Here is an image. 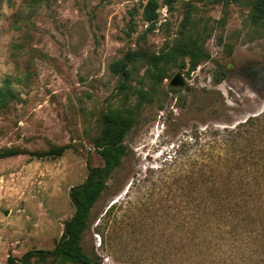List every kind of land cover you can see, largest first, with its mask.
Masks as SVG:
<instances>
[{"label": "rangeland", "instance_id": "rangeland-1", "mask_svg": "<svg viewBox=\"0 0 264 264\" xmlns=\"http://www.w3.org/2000/svg\"><path fill=\"white\" fill-rule=\"evenodd\" d=\"M145 1L0 0V89L8 82L14 93L0 109V148L68 146L56 158L0 159V264L59 241L74 212L69 189L101 165L92 140L108 108L131 110L135 123L82 237L83 250L101 264H181L178 256L194 248L192 226L203 214L195 205L204 191L264 188V119L240 127L264 112V27L249 20V0L226 7L175 0L171 9L158 0L156 29L148 33ZM183 25L209 34L210 60L189 75L171 64L169 78L154 86L137 62L128 84L153 98L124 102L109 65L128 51L159 53ZM176 74L184 87L169 86ZM245 130L238 146L214 143Z\"/></svg>", "mask_w": 264, "mask_h": 264}, {"label": "trees", "instance_id": "trees-1", "mask_svg": "<svg viewBox=\"0 0 264 264\" xmlns=\"http://www.w3.org/2000/svg\"><path fill=\"white\" fill-rule=\"evenodd\" d=\"M175 0H165V5L171 9ZM204 2L208 4H221L229 6L240 3L239 0H188ZM248 9L249 20L259 27H264V0H249L245 2ZM158 0H146L142 5V18L147 24L145 33L154 31L158 21ZM184 20L190 23L187 13ZM129 36L134 31L133 15H130L126 25ZM191 27L184 25L177 32V38L168 44L159 53L146 54L143 52H126L124 56L109 65L113 75H117L119 83L117 89L124 102L129 95L136 96V105L150 101L153 96L142 88L134 89L128 84L136 69L137 62L146 64L145 75L154 85L160 84L169 78L165 68L174 65L180 72L189 75L205 61L210 60V53L206 48L209 34L201 35L193 31ZM217 43V42H216ZM213 82L219 83L222 78H214ZM5 83L0 89V109L5 108L14 93ZM261 118L246 120L240 127L254 129ZM135 123V117L131 110L120 108H108L101 113L99 118V133L93 138L92 144L101 165L89 167L84 181L69 189L68 197L74 208L72 216L64 222L59 241L51 250H29L20 258L9 256L6 264H101V260L87 254L82 248V237L89 225L90 212L94 204L106 189V183L112 173L121 164L127 155L124 138ZM249 130L236 131L231 139H218L214 143L218 145L238 146L239 140H243L244 134ZM68 146H55L50 144L44 151H28L16 147L0 148V159L18 155H28L31 158L45 159L61 156ZM219 159V158H218ZM229 159L236 165L239 158L234 160L231 154ZM227 161L228 159H219ZM217 163L213 162V166ZM216 170V169H215ZM227 175L225 178H229ZM212 182L222 178L212 175ZM247 179V177H240ZM254 179V178H253ZM239 180V178H238ZM251 188V187H250ZM231 188L223 189L211 186L205 192V196L197 198L195 213L203 211L197 216L193 228V250L189 255L180 254L181 264H264V188ZM198 193V192H197ZM205 202V208L201 210L200 204ZM183 238H181L182 240ZM242 256V257H241Z\"/></svg>", "mask_w": 264, "mask_h": 264}, {"label": "water", "instance_id": "water-1", "mask_svg": "<svg viewBox=\"0 0 264 264\" xmlns=\"http://www.w3.org/2000/svg\"><path fill=\"white\" fill-rule=\"evenodd\" d=\"M184 80L183 77L179 74H176L169 82V86L170 87H184Z\"/></svg>", "mask_w": 264, "mask_h": 264}]
</instances>
